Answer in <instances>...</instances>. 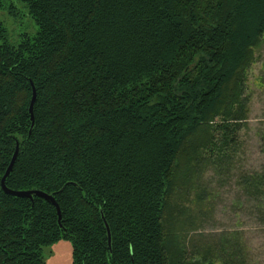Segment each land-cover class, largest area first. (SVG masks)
Masks as SVG:
<instances>
[{
  "label": "trees",
  "instance_id": "obj_1",
  "mask_svg": "<svg viewBox=\"0 0 264 264\" xmlns=\"http://www.w3.org/2000/svg\"><path fill=\"white\" fill-rule=\"evenodd\" d=\"M18 1L37 31L12 42L0 20V179L17 142L6 187L52 194L61 224L0 186V264H44L60 239L72 264H245L201 232L204 176L236 167L264 0ZM242 184L260 192L264 166Z\"/></svg>",
  "mask_w": 264,
  "mask_h": 264
},
{
  "label": "rangeland",
  "instance_id": "obj_2",
  "mask_svg": "<svg viewBox=\"0 0 264 264\" xmlns=\"http://www.w3.org/2000/svg\"><path fill=\"white\" fill-rule=\"evenodd\" d=\"M11 4L17 9L15 16L7 13ZM0 20L12 42L23 35L33 37L37 31L33 18L18 0H1ZM255 56L247 72L248 114L240 130L236 167L222 180L211 171L205 173L210 212L201 227L205 234L233 238L245 264H264V187L258 192L246 190L242 184L243 173H259L264 166L260 135L264 129V42ZM43 259L44 264H72L70 242L60 239L43 247Z\"/></svg>",
  "mask_w": 264,
  "mask_h": 264
},
{
  "label": "water",
  "instance_id": "obj_3",
  "mask_svg": "<svg viewBox=\"0 0 264 264\" xmlns=\"http://www.w3.org/2000/svg\"><path fill=\"white\" fill-rule=\"evenodd\" d=\"M31 89H32V94H31V98H30L29 106H28V112L30 114V120H31V126L29 128V132H30L31 127L33 125L32 109H33V104L35 102V97H36L35 88H34L32 83H31ZM17 152H18V143L16 142L14 151H13L12 156H11L10 161H9V164L6 167V169L4 171V174L2 175V177L0 179L1 189L8 195L16 196V197H25V198H28L30 200H32V196L33 195H36V196L44 198L46 201H48L49 203H51L55 207L56 213H57V222L60 225L61 224L60 223V219H61L60 209H59L58 204L56 203V201L54 199V196L52 194H47V193L42 192L40 190H13V189H10V188L6 187L5 178L7 177V175L12 170V166H13V163H14L15 158L17 156ZM102 219L104 221V225H105V228H106L107 244H108V246H110V231H109V227H108V225H107V223H106V221L104 220L103 217H102Z\"/></svg>",
  "mask_w": 264,
  "mask_h": 264
}]
</instances>
